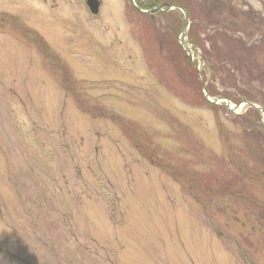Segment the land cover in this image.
<instances>
[{
  "label": "rangeland",
  "instance_id": "374dc122",
  "mask_svg": "<svg viewBox=\"0 0 264 264\" xmlns=\"http://www.w3.org/2000/svg\"><path fill=\"white\" fill-rule=\"evenodd\" d=\"M157 1L0 0V264H264V18Z\"/></svg>",
  "mask_w": 264,
  "mask_h": 264
},
{
  "label": "trees",
  "instance_id": "16d2710c",
  "mask_svg": "<svg viewBox=\"0 0 264 264\" xmlns=\"http://www.w3.org/2000/svg\"><path fill=\"white\" fill-rule=\"evenodd\" d=\"M173 1V0H172ZM135 2H136V5L139 7V8H141V9H152L153 10V12L155 11L156 12V10H157V6H160V5H162L163 6V8H167V7H169L170 5H174V4H180V5H183L185 8H187V5L185 4V3H183L182 1L181 2H175V1H173V2H170L171 4H169V3H159L157 0H135ZM210 6L212 7V8H215V9H219V10H229L230 12H231V14H234V15H238V14H241L240 16H242L243 15V17H245V19L244 20H246V21H248L249 22V20L250 21H252V22H256V20H258L259 19V17H260V19H263L264 17H262V16H260L259 14H255L253 11H252V9L251 8H249V9H246V10H243L242 8H238V7H234V6H232L231 5V3L229 2V0H210ZM161 6V7H162ZM229 6V7H228ZM154 8V9H153ZM156 8V9H155ZM188 13V12H187ZM180 14V13H179ZM181 17V16H180ZM256 19V20H255ZM5 19H2V21H4ZM216 20V19H215ZM212 21L213 22V24H218V22H219V20L218 21ZM17 24H19V23H17ZM181 24H182V26H183V22H182V17H181ZM20 25V24H19ZM22 28H25L24 26H22ZM182 30V29H181ZM26 34H29L30 36H32V38L33 39H35V42L37 41H40L39 40V37L38 36H36V35H34V34H32L31 32H27ZM262 37L264 36V34H262L261 35ZM189 37H190V41H191V43L195 46V47H197L198 46V42H197V40L195 39L196 37L194 36V35H192L190 32H189ZM238 38H240L239 39V41H241L242 42V40L241 39H243V38H241V37H238ZM247 41L248 40H244L243 42L246 44V46L248 45L247 44ZM250 41V40H249ZM244 45V44H243ZM180 46V45H179ZM250 46V45H249ZM248 46V47H249ZM255 46V43H253L250 47H254ZM250 50V49H249ZM204 55V54H203ZM251 55V54H250ZM245 56H247L246 54H243V55H240V57H230V55H227L226 57H225V61L222 63V64H225V65H228L229 67V70H230V72H233L232 74H235L236 75V78H234V79H236V87H241V86H239V84H238V81H241V78H242V76L240 75V72H243L246 68H248V66H247V59H248V57H247V59H246V57ZM252 56V55H251ZM186 59V58H185ZM203 59H204V61H205V64H206V68H207V70H211V69H208L210 66H214V64H212V63H209L208 62V60L207 59H205L204 58V56H203ZM187 60V59H186ZM207 60V61H206ZM187 62H188V64L189 65H191L190 63H189V61L187 60ZM218 66H220L219 64H217L216 63V65L214 66V67H218ZM255 70H257V69H255ZM252 72V73H251ZM262 72H264V71H261V70H257V71H249L248 70V76H251L252 74H254L255 75V78L257 77L258 78V80H261V79H264V73H262ZM245 88H248V87H246V86H244ZM250 87V86H249ZM240 89V88H239ZM243 89V88H242ZM260 92V91H259ZM241 94V96L240 95H238V94H235V96L233 97V98H229V99H231L232 101H235V102H241V101H253V99L252 98H248V96H247V94L246 95H244V93H240ZM262 94L261 93H259V96H261ZM258 98V97H257ZM256 98V99H257Z\"/></svg>",
  "mask_w": 264,
  "mask_h": 264
},
{
  "label": "water",
  "instance_id": "95a60500",
  "mask_svg": "<svg viewBox=\"0 0 264 264\" xmlns=\"http://www.w3.org/2000/svg\"><path fill=\"white\" fill-rule=\"evenodd\" d=\"M86 5L89 9V11L92 13V14H97L98 11H99V6H100V1L99 0H86ZM184 20L187 21V16L184 15ZM203 90H204V84H203ZM204 95H205V98L208 100V101H211V102H218V101H212L209 97H208V94L207 92L204 90ZM225 103L229 106L230 109H233L230 105H229V101L225 100ZM251 106L257 108L258 110H260L263 114H264V109H261L260 107L254 105V104H250ZM236 107V106H235Z\"/></svg>",
  "mask_w": 264,
  "mask_h": 264
}]
</instances>
